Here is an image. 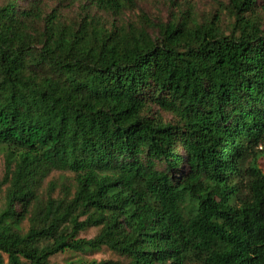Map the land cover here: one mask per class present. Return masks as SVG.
Segmentation results:
<instances>
[{
    "label": "trees",
    "instance_id": "16d2710c",
    "mask_svg": "<svg viewBox=\"0 0 264 264\" xmlns=\"http://www.w3.org/2000/svg\"><path fill=\"white\" fill-rule=\"evenodd\" d=\"M84 1L0 4V264H264V0Z\"/></svg>",
    "mask_w": 264,
    "mask_h": 264
},
{
    "label": "rangeland",
    "instance_id": "374dc122",
    "mask_svg": "<svg viewBox=\"0 0 264 264\" xmlns=\"http://www.w3.org/2000/svg\"><path fill=\"white\" fill-rule=\"evenodd\" d=\"M175 1H183V0H175ZM191 1L196 11L200 15L209 14L210 12L217 10L221 6L215 0H189ZM219 2H226V0H218ZM2 0H0V4ZM86 2L84 0H40L41 7L44 11L49 12L51 9L56 8L61 10L64 16H76L79 11H81L82 6ZM169 0H147L140 4V8L149 12L150 14H157L163 17H167L168 12L170 11L171 5H168ZM139 10H133V13H138ZM132 15V13H130ZM226 17V15H225ZM261 17L264 21V10L261 13ZM164 118H169L166 114L161 113ZM259 164L261 168H264V156H261L259 159ZM3 175V159L0 155V180ZM70 174L68 172H59L53 171L48 177L45 179L43 183V188L46 186L49 180H56L57 182L62 181L63 179H68ZM3 189V187H1ZM0 196H1V189H0ZM97 228H88L79 233V236L90 238L97 233ZM83 260V261H91L94 260L96 262L102 260H111L117 261L119 264H126V260L117 254L114 251L107 249L106 247H102L99 250L91 251V252H71L66 251L63 253L56 254L50 258L51 262L62 264L67 260Z\"/></svg>",
    "mask_w": 264,
    "mask_h": 264
}]
</instances>
